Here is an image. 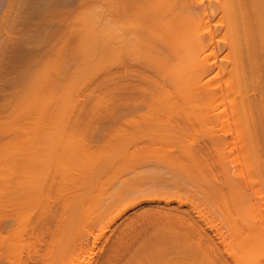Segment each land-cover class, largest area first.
<instances>
[{
    "label": "bare ground",
    "instance_id": "bare-ground-1",
    "mask_svg": "<svg viewBox=\"0 0 264 264\" xmlns=\"http://www.w3.org/2000/svg\"><path fill=\"white\" fill-rule=\"evenodd\" d=\"M43 1H44V3H46L45 6H48V5L50 6V4L47 5L48 0H43ZM204 1L205 0H118V1H115L116 5L110 4L111 2H109L108 6L106 8V11L104 13V17H103V21H102L103 23L100 26L102 28L100 35L96 34L97 32L94 34V32L96 30L98 31V29H96L94 31V29L96 28L95 26H97L96 25L97 23L94 21V19H90V16H89V15L93 16V13L87 14L85 12L88 17H86V14H84V15L82 14L84 17L81 16V18H79L83 22L85 21L83 19H85V17L87 18V21H86L87 24H86V22L84 23V25L82 24L83 22L79 23L82 26L81 28L84 29V31H83V29L80 28V26L77 27L75 25V23L78 24L77 23L78 21L70 22L71 24L74 23L75 26L73 28H77L79 30V31L76 30L78 33L81 31L80 32L81 34L79 33L77 36L78 37L83 36L82 40H80L81 46L78 45V46H80V48H78L79 51L77 52L79 54L78 59H80L82 61V65L84 66L83 68L85 69V70L80 69V68H82V66L79 67V69L77 71L79 72V70H80L81 74H83L84 71H87L85 68L86 65H84V64L88 63V62L85 63L87 61L86 58L89 57L88 54L90 53V51L94 50L93 47L96 46L97 49L98 48L101 49L103 47L102 46L103 43L101 44V47L100 46L98 47V45L101 42L98 44L97 40H99L101 38V41H105L104 42L105 48L103 47L104 52H106L107 50L108 51L112 50V47L109 45L110 42L114 41V42H117L116 44H119V53H120L119 54L120 57H118L119 58V64L118 65H119V71H120L119 76H120V81L122 80V82H123V83L121 82L122 85L120 84L121 86L119 88V91L121 93L120 94L121 96L119 97V102H120V106H121V110H122V114L120 115L121 119L119 120V121H121V125L120 124L119 125L121 127L120 130L123 133V135H127V133L130 131V130L128 131V129H130V128L132 129L135 125H136L135 127H137L139 125V124L138 125L134 124L137 121L135 118V115H137V114H138V116H136L137 118H142L144 116L141 120H143L145 118V115H146L147 116L146 118L148 119L147 121H149L148 116L152 117V115H153V121H151L152 119L150 118L151 119L150 121L153 125H154L153 122L156 123V121H157V118H156L157 115H160V117H162L158 121H160V120L162 121L163 116H165V117H164V120L162 121V123H164V121H167V122H165L167 127H164V126H166V125H164L163 126L164 128L162 129L161 126L163 124L159 125L161 130H165V128H167V135H165L166 132H165V134H163V132L160 131L161 134L156 133V135H158L156 138H152L153 134H152V136L148 135L147 138H149V137L150 138L147 141H146L147 138H144L145 141H143V138H142V140H140L139 138H136L133 140V138H134V136H133V138H130V139H132L131 142L129 141L130 143H127L125 141V144L123 146L124 149H126L125 148L126 145L127 144L130 145V146L127 145V147L130 150H132V151H129L130 154L128 152L129 149L128 150L126 149L127 153L129 154L128 155L129 157H132V155H133V157L135 156L139 159L145 158L146 160H144V161H147V162H141L140 163V164L144 163L145 166L143 164L142 165L145 168L149 167L148 166L149 164L152 165L155 161L151 160L150 157L142 156L143 153H141V152L149 151L150 154H151V152L153 154V151H155L157 148L156 151H157L158 156H159V154H163V153L165 155H167V157L164 155L162 157V159L167 158V160L164 161V164L167 167V176H165V174H163L164 171L166 172V170H165L166 167H165L164 171L163 172L161 171L162 173L158 172V174H156V172H155L154 173L155 176L154 175H153L154 177L151 176L152 178L150 177L151 172L149 174L146 173L147 176L149 175L148 177H145V175H144L145 173L135 172L136 174H133V175H135L136 178L133 179V181L132 180L128 181V179L132 178L131 177L132 174L129 175L130 176L129 178L127 177L128 178V179H126L127 182H125V181L121 182V180L119 179V182H121V183H120V185L118 184L119 186L117 185L118 190L117 191L114 190V191H116V193L114 194V198L111 200L112 202H110V206L111 205H115V207L117 206V209L114 208V210H117L116 211L117 213H115L116 215L112 216L113 219H111L110 222L115 221L114 219L121 218V216L126 211H128L129 208L135 207L138 204L145 202V201L150 202V201L155 200V199H158L160 201V199H162L161 201H163V202L166 201V203L168 204L172 201L178 200V197L177 198L175 197L176 196L175 193L178 190L180 191V189L181 190L183 189V191L186 190L185 192H187V195H188V193L190 195H193V200H192V197H191V201L188 200L190 203L187 204V206H188L187 212H185L187 209L185 211L182 210L181 212H180L181 209L180 210L177 209V211L175 209L176 213H171V211H169V210H167L168 211L167 213H163L162 215H159L161 213H158V215L161 218L167 220V223L165 220L163 222V223L167 224V227H165V226L158 227L159 225H157L155 228H153L154 227V221L152 220V218H154L153 215L148 214V215H145V216L139 218L138 221L141 220V224L142 223H143V225L145 224L146 228L152 226V228H150V230L153 231V233H151L152 231L150 232L149 229L147 228V231H149L150 234H152L153 236L152 235L149 236L150 234L147 232L149 235H147V237H145L146 239L144 238L145 240L143 239L144 241L142 240L141 243H140V241H141L140 236H143V235L140 234V232L142 230L140 232H139V230L142 228H144V230H145L146 229L145 226L143 227L141 224H140V226H138V224H137L138 221H137V223H134L135 225L132 224V222H131L132 225L136 226V227H133L132 229H131V227L128 228V225H126L127 227L125 226V228L130 229L129 231L126 229L128 231V233L132 230V232H130V234H129V235L132 234L131 235L132 237H130L129 235H128V237L133 238L129 241L128 239H130V238L126 237L125 239H127V240H125V242L129 241L128 243L131 242L130 245H132L133 248H135V250L143 251L142 253H140L142 256H138V254L136 253L137 251L134 252V253H136L134 256L135 258L131 257V255L133 256V254H129V253H128L129 255L127 254L128 255L127 257H131V258L136 259V263L140 258H142L140 260H145V259L151 258L150 261L152 260V261H154L153 263H155V260H157L156 262L159 261L158 264L160 263V260H161V263H163V264H264V252L256 254L255 252H258V251L254 250L258 246H262V245L264 246V198H263L264 194H261L262 192L260 190L264 187V185H263V187L261 188V184H262L261 182H263L264 180L259 182V180L262 177L264 178V173H263L264 168L262 166V164L264 165V160H262L263 163H262V161H260L262 159L261 155L264 154V0H206V1H208L207 6H204ZM40 2L42 3V0H40ZM65 2L66 1L63 2L65 4V6L68 5V4H66L67 2L66 3ZM77 2H79V1H77ZM84 2L85 1L82 0V2H79V4L84 3ZM6 3L7 4L5 7V11L3 12V15L0 19V38H2L4 35H5V38L9 37V36H7L8 34H10L9 33L10 28L9 27L12 28V26L14 25L13 21H15L16 18H19V16L17 17V15H16L19 0H8V2H6ZM49 3H53V2L50 1ZM20 5H22V4H20ZM111 5L114 7H112ZM38 6H39V4H38ZM70 6H71V4H70ZM70 6L67 7L68 9L65 7L67 10L66 11L67 14L70 11V9L72 8V7L69 8ZM22 7H23V5H22ZM18 8L20 9V7H18ZM51 8H53V7H50L49 9H51ZM102 8H104V7H102ZM22 9H24V7ZM22 9H20V12H21V14H19L20 18L22 17L23 12H24V11L22 12ZM53 9L55 10V8H53ZM99 10H101V9H98V11ZM57 11H59V10H57ZM20 12H18V13H20ZM115 12H116V14H114ZM54 13L55 12L51 13V15L53 16L56 14V13L55 14ZM113 15H115V17ZM47 16L45 17L46 19H48ZM49 17H50V19L52 18L51 16H49ZM55 17H56V15H55ZM65 18H68V15ZM69 18H70V15H69ZM69 18H68V20L65 19V21L64 20L63 21L64 22H66V20L69 21ZM94 18H97V16ZM21 19H24V18L22 17ZM70 19H72V18H70ZM97 19H95V20H97ZM48 20H47V22H49L50 24L52 23V21L54 23V20H52V21H48ZM22 22H23V20H22ZM45 22H46V20H45ZM99 22H100V20H99ZM67 23L68 22H66V24H65L66 26H67ZM70 23H68L69 24L68 28L65 25H63L67 28L66 31H68V32L73 30L72 29L73 24L71 25ZM43 24H45V23L43 22ZM51 25L53 26V24H51ZM51 25L47 24V27L51 26ZM98 25H99V23H98ZM41 27H43L42 24H41ZM100 27H99V29H101ZM97 28H98V26H97ZM17 30H18V28H17ZM66 31H65V34H68ZM82 31H83V33H82ZM14 32H16V30ZM14 32H12V33L14 34ZM49 32H51V31H49ZM56 32L55 31L53 32V34L55 33L54 34L55 37L53 35L51 36L52 32L50 33V35H48V36H50V38L45 36L47 39H50V40L52 39L51 42H50V40H48L50 43L46 40L48 42V44H50L48 48H47L48 44L46 45V47H44V49L47 48V50H45L47 53H45V51H43L44 49L41 50L42 48L41 47L39 48L38 47L39 45H37V47L41 50V54L39 51H38V53L40 55H44V54L47 55V58L46 57H44L45 59L40 58V60L42 59L41 63H39L37 61L38 59L36 60V59L32 58L36 63L35 65H38V67L36 66L37 68H35V69L32 67L34 70L31 69L30 73H27V71H26L27 76L28 75L29 76L24 77L22 75L25 79L26 78L27 79L24 80V78H23V81H24L23 85L21 84V87H18V89L20 88V89L26 90L27 88H30V90L28 89L29 92H27V94L23 93V92H25V91H23L16 97V99L14 98L17 102L15 104L16 107L14 106L15 111L10 114L11 117L9 120H8L9 117L6 114L8 118L5 119L6 120L5 122L3 121L2 125L0 124L1 131L11 132L12 137H13V138H10L9 140L4 141V144H0L1 145L0 146L1 147L0 148V263H3V264H5V263L10 264V262L12 261V259H11V261L9 259V257H10L9 254L11 253V249L15 247L14 245H16V244L18 245V246L16 245L18 247L17 248L18 250H19V248L22 247V246H20V244H22V239H21V243L15 244L14 242H17V239L13 240L12 237H10L11 236L9 233L10 231L7 233L5 232V230L7 229V226H10L9 223L11 222V220H9V219L12 218L11 217L12 215H13V218H16L14 216H17L16 220L18 221V224L20 225V228H21L20 232H21V230H23L21 225L24 223L22 225L24 227L25 223L30 221V219H29L25 222L24 219L26 220V219H28V217L31 218V216L25 215L26 212H24V211H25L26 207H24V211H23V209H21V207L23 208L22 205L23 204L28 205L27 202L35 199V197H37V196H38V198H41V194H42V192H44V188H45V190L48 188V186H50L49 188H51L52 186H55V183H56L54 180L55 177L53 178L50 176L51 179L53 178V180H54L53 181L49 178V176H46V175L44 176V174L46 172H48V173L50 172V169H51V167L49 166L50 164L45 166V168L50 167L49 169L48 168L45 169L46 172H44V170H43L44 164L48 160H50V157H52V155L50 154V152L52 153V151H50L49 154L47 152L48 150H51V148L49 149L47 147V145H48L47 142H49L48 146L50 147V140L49 141H47L48 139L41 140V142L46 140V142L45 141L44 142L47 145H45L43 143L45 147L42 146V147H44V150L46 151V149L48 148L46 151V154L44 155L45 151L44 150H43L44 152L42 151V147H41L42 143L40 142V139H42V138L38 137V134L40 133V131L38 130L39 128L35 126V123H36V125L41 124L43 118L45 119L48 116L51 117V115H50L51 112L49 111V109L51 108L50 106H53V105L56 106L57 105V104H54L57 101V99L64 101V102H66V100H68V99L65 100V96H64V98H62V96L58 97L57 94H55V93L53 94V90H56L55 92L57 93V91L59 89L61 91V87L62 88L72 87V85L69 84V81H68V83L66 81V83L68 85L64 84L65 82L61 83L62 86L57 85V83H58L57 78L61 77V76H58L60 74L59 69H61V66H60L61 63L58 62L59 61L58 56H56V52H58V50L60 48V47L57 48V46H59L57 43H56L57 46L55 44V41L60 39L59 34H57L58 32L57 33ZM72 32H75V30ZM72 32L70 34H72ZM98 33H99V31H98ZM21 34H18V35L21 36ZM44 34L46 35V32L43 33V35ZM47 34H48V32H47ZM62 35H61V38H62ZM14 36H16V35H14ZM23 36L24 35H22L21 37H23ZM57 36H58V38H57ZM17 37L16 38L13 37V38L17 39ZM64 39H67V38H64ZM76 39H78V38H76ZM5 41H6V39H5ZM8 41H9V38H8ZM21 41H22V39H21ZM40 41L41 40L39 39L38 43H36V44H39ZM60 41H62V40L60 39ZM64 41H66V40H64ZM93 43L94 44L96 43V45L92 46ZM78 44H80L79 41H78ZM115 46H117V45H115ZM117 48H118V46H117ZM56 49H57V51H56ZM42 51L44 54H42ZM76 51H77V49H76ZM95 51L97 53L99 50H95ZM36 52L37 51H35V53ZM104 52L101 51V53H104ZM58 53H57V55H58ZM99 53H100V51H99ZM74 56H76V55H74ZM103 56H104V54H103ZM33 57H35V55ZM37 58H39V57H37ZM92 58H95V57L93 56ZM92 58H90V59H92ZM87 59H89V58H87ZM95 59H97V58H95ZM75 60H76V58H75ZM80 60H78V61L80 62ZM33 63L34 62H32L30 64L33 65ZM39 64L41 66L40 69H39ZM61 65H63V64H61ZM76 65H78V64H76ZM92 65H93L92 67H91V65H88L89 66L88 68L91 67L93 69V67H95V66L93 63H92ZM29 67L31 68V66H29ZM29 67H27V68L30 69ZM76 68H77V66H76ZM65 70H62V73ZM82 70H83V72H82ZM89 71H90V69H89ZM58 72H59V74H57ZM72 72H76V71L72 70ZM72 72H70V73H72ZM78 72L75 73L76 76L79 74ZM84 74H85V72H84ZM210 74H212V75L208 76ZM71 75H70V77L69 76L67 77V74H66V76H65L66 79H68V80H69V78L70 79H76V78H72V76L76 77L75 75H72V76ZM78 76H80V74ZM207 76L209 78H207ZM128 77H130L129 80L132 78L131 79L132 82H129V80H128L129 83L127 82ZM21 79L22 78H20V81H21L20 83L23 82ZM61 79H62V77L59 78V82ZM63 80H64V77H63ZM72 82L74 84V80ZM145 84H146V86H144ZM143 86L145 88L148 87V89L150 87V89H152L154 91V92L152 91L153 92L152 94L150 93L148 95V96H150L149 97L150 99L146 97L147 96L146 94H147V92L149 93L150 89L147 92L144 91L146 93L145 94L143 92V90H145V88ZM127 87H129V88H127ZM131 87L133 90L131 92H128ZM137 87H141L144 89L141 90L139 88L138 90L142 91V92L140 91V93H139L137 90ZM67 88L64 90L69 91V89L67 90ZM18 89H17V91H18ZM148 89L146 88V90H148ZM134 90H137V92ZM22 93L24 95H22ZM77 93H78V91H77ZM137 93L138 94L142 93V95L144 93L145 95H144V97H142V95H140V97H139V95ZM64 94H67V93L65 92ZM145 97L147 98V100H150V102L144 101V100H146ZM141 100H142V102L144 101L143 104L144 103H145V105H147V103L150 105L152 104L153 105L152 107H154V108L151 107L152 108L151 109L149 105L147 106V109L145 108L146 110H148V107H149L148 111L142 110V108H143L142 106H145V105H142L141 106L142 108H140V107L137 108L138 102L141 103ZM59 106H61V105H59ZM48 107H50V108L48 109ZM219 107H222V108L217 112ZM11 108H13V107H11ZM130 108L132 110V112L130 111L131 114L133 113L132 116H129V114L127 113V111H129ZM70 109H72V108H70ZM139 109H141L142 111H140ZM153 109L158 110V111H155L156 121H154L155 120L154 119V111L152 113ZM9 110H7V111H9ZM136 110H137V112H139V111L140 112L137 113ZM143 111H144V113H147V112H149V113L151 112V113H150V115H149V113H147V114L143 113L144 115L143 114L141 115L140 113ZM165 111L167 113L166 114L167 117L165 115ZM160 112L161 113L164 112V113L161 114ZM216 112L218 115L216 114ZM135 113H137V114H135ZM224 113H225V115H226V113H229L231 115V117H230V120L232 121L231 124H233L234 129H236L234 131H237L239 134L241 133L242 135L241 134L240 135L243 136V142L242 141H240L241 143L239 142L241 145L239 152H242L243 156L246 155V156H244L245 158H243V159H245L244 160L245 163L249 162L252 159L257 161L256 162L257 167H256V165H254V167L258 169V171H257V169H256V171H257V174L260 175V177H261L260 179L256 180V178H255L257 175L255 173L256 171L254 172L256 174L255 177H254V175H250L252 172L249 171L247 174V175H250V176H248L249 179L243 178V175H244V177L247 176L245 174L242 175V179L239 178V177H241V175L240 176L238 175L239 176L238 180L235 178V175L239 172L240 169L236 173L233 171V169L231 170L230 166L227 167V164L225 163L226 158L229 156V153H228V156L225 155V153L227 154V152H225V150H227V151L229 150L228 147H229V144H231V142L229 141L230 143H228L227 138L224 135H221V133L217 134L218 132H216L215 129H213L214 131L211 130V132H212V133L210 132L211 137L207 135L208 137L206 140H208V141H206L204 144L202 143V145H201L200 144L201 142L195 143V146L197 148L194 146V144H193V146L187 145V143L184 142L185 140L183 139L185 137H179L178 136V135H180V134H178L179 132L184 133V136H185L186 133L188 134V131L193 130V128L196 129L195 128L196 126L193 123L194 121L200 122L201 126L205 122H206L205 125H207V123H209V122L212 123V121H214V123H215V121H216L215 119L217 118V120H218L219 118H222ZM139 115H141V117ZM70 116H68V117H70ZM52 117H53V114H52ZM128 117H130V118H128ZM147 121H146V123H147ZM161 121H160V123H161ZM38 122H40V123H38ZM129 122H130V124H129ZM137 122L139 123V120ZM191 122H192V124H194L193 125L194 127L192 126ZM202 122H204V123L202 124ZM158 123L159 122H157V124ZM214 123H212V124L214 125ZM218 123H220V120ZM25 124L27 125V127ZM66 124H64V125H66ZM131 124L133 125V127H130ZM143 124H144V122H143ZM157 124H156V126L154 125V127L157 128ZM212 124H210V125H212ZM217 124H215V125H217ZM127 125L129 128L127 127ZM144 125H143V127H144ZM213 125H212V127H215ZM159 126H158V129H160ZM230 126H232V125H230ZM28 127H29V129H28ZM135 127L132 129L133 131L135 130ZM145 127H147V126H145ZM183 127H184V129L188 128L189 130L187 129L188 131L186 130L187 131L186 132V131H184ZM189 127L192 129H190ZM40 128L43 130L42 127H40ZM150 128H151V126H150ZM30 129H31V132H29V133H34L33 135H30L28 133V130L30 131ZM58 129H60V128H58ZM144 129L146 131V128H144ZM238 129L241 131H239ZM126 131H128V132H126ZM135 131L137 132V129ZM149 132H152L151 129ZM41 133H42V131H41ZM138 133H139V131H138ZM192 134H194V132ZM7 135H9V133ZM7 135L5 134V137ZM141 135L143 136V134H141ZM2 136H4V134ZM66 136H68V135H66ZM127 136H126V138H128ZM154 137H155V135H154ZM2 138L3 137H1V140H2ZM190 138L195 139L194 137H191V136H190ZM232 138L238 139L239 136L235 137L232 135ZM232 138H231V141H235V139L232 140ZM61 139H62V137H61ZM187 139H189V138H187ZM64 141H65V139H64ZM69 141H71V140H69ZM77 142H79V141H77ZM188 143H190V141H188ZM53 144H55V143H53ZM198 144H200V146H197ZM63 146H64V144H63ZM40 147H41V151L43 153H41ZM230 147H232V145H230ZM233 147H234V145H233ZM162 148L163 149L165 148L167 150V152L159 150ZM56 150H58V149H56ZM158 150L161 153H159ZM76 151L74 150V152H76ZM168 151L171 152V153L169 152L170 153L169 157H168V154H166V153H168ZM121 152H122V150H121ZM121 152L119 153V156H120ZM145 152H144V154H145ZM123 153H124V151H123ZM116 154L118 156L117 152H116ZM116 154L114 152V154H112L113 156H111L112 158L109 155L107 157L110 158L111 161H112V159H113V161H118V159L114 157V155L116 156ZM122 154H121V156L124 157V155H122ZM138 154H141V155H138ZM146 154H147V152H146ZM230 154H231V152H230ZM89 155L86 156V154H85L84 156H82V154H80L81 158L79 157L80 159L79 158L78 159L83 160L85 156H86L85 159L90 158ZM99 155H101V154H99ZM74 156H76V155H74ZM125 156H127V155H125ZM66 157H68V156H66ZM123 157H122V159H123ZM133 157L130 160L134 159ZM159 157H161V156H159ZM248 157H249V159H247L248 160L247 161L246 158H248ZM75 158H73V160ZM108 158H107V160H108ZM154 158L156 159V156L153 157V159ZM64 159H65V157H64ZM78 159L76 160V162L77 161L79 162ZM90 159H88V160H90ZM119 159H121V157H119ZM263 159H264V157H263ZM65 160H67V158ZM65 160H63L62 165H65L64 163L68 162ZM124 160L127 161L126 159H124ZM135 160H138V159H135ZM231 161H233V160H231ZM74 162L73 163L70 162V163H72V166H73ZM108 162H106V163H108ZM250 162H252V161H250ZM68 163H67V165H68ZM83 163H84V160H83ZM91 163H93V160ZM114 163L115 162H113V164ZM117 163L119 164V162H116V164ZM125 163H127V162H125ZM128 163H130V162H128ZM78 164H80V163H78ZM100 164H102V165H100V168L102 166L103 167L105 166V165H103L104 163H100ZM113 164L110 163V166H112ZM247 164L248 163H246V165ZM121 165H123V161H122ZM125 165H127V164H125ZM125 165H123V168ZM129 165L130 164H128V167H129ZM81 166H83V164H81ZM81 166H79V167L81 168ZM89 166H91V165H89ZM114 166H115V164H114ZM158 166L159 165H157L156 167H158ZM250 166H252V165L250 164ZM92 167H94V166H92ZM128 167H126L127 170H125L123 173L121 171L122 175L127 173L126 171H128ZM130 167L132 168V165ZM254 167H253V169H255ZM69 168H71V167H69ZM96 168H98V167H96ZM112 168H113V166L110 169H112ZM135 168H137V166ZM161 168L163 170V167H161ZM92 169H94V168H92ZM102 169H105V168H102ZM138 169L140 170V168H138ZM138 169H136V170H138ZM242 169H244V168H242ZM70 170H72V169H70ZM105 170H107V168ZM108 170H107V172H108ZM136 170L134 169V171H136ZM160 170L161 169H159V171ZM51 171H52L51 173H53V169ZM89 171H90V169L88 170V172ZM99 171H97V172L95 171L96 172L95 174L97 175ZM132 171H133V169H132ZM235 171H236V169H235ZM43 172H44V174H43ZM48 173H46V174H48ZM102 174H99V177H100V175L102 177ZM127 174H125V175L127 176ZM162 174L165 178L162 176ZM239 174H240V172H239ZM55 175H56V173H55ZM125 175H123V176H125ZM142 175H144V177ZM52 176H53V174H52ZM90 176L92 177L95 175L92 174ZM97 177L95 176V178H97ZM118 177H121V176H117V178ZM125 177H121V178L124 179ZM251 177H254L255 179L254 178L250 179ZM110 178L112 180V177H110ZM116 180H118V179H116ZM250 180H256V185L259 186L260 189L257 186L254 187L255 186L254 182L250 183L251 182ZM56 181H57V179H56ZM90 181L93 182L95 185V182L92 181V179ZM100 182H102V181L100 180ZM258 183H260V185ZM58 184H60V183H58ZM58 184H56V186ZM84 184H85V182H84ZM89 184L90 183H88L87 185H89ZM98 184H99V181H98ZM250 184L254 185V186L252 185V187L254 188L255 191L250 187L251 186ZM113 185L114 184H112V186ZM97 187H99V185H97ZM49 188L47 190H49ZM58 188H59V186H58ZM87 188H89V190H92V189H90L92 187H87ZM54 189H56V188H54ZM104 189L106 192V188H104ZM249 189L251 190L250 193L248 192V191H250ZM252 190L254 192H252ZM256 190L259 192H257ZM60 191H62V189ZM101 191H102V189H101ZM151 192H153L154 194L151 195L150 194ZM180 192H182V191H180ZM255 192H256V194H258V196H259V194L261 196H259V197L256 196V198H254L253 194ZM251 193H253V194H251ZM176 194H179V193H176ZM249 194H251L253 198L250 197ZM103 196H104V194H103ZM87 198H88V196H87ZM258 198H260V199H258ZM85 200H86V198H85ZM69 202H70V200L67 202L68 207H69ZM182 204H183V202H181V205ZM32 205L35 208L34 203ZM184 205H185V203H184ZM33 206H31L32 210H33V208H32ZM72 206H73V204H72ZM118 206H121L120 210H118L119 209ZM51 209L47 210L48 211L47 216L48 217L50 216L49 219H51L53 217L52 215L53 214L55 215L54 212H56V209H54L55 211H53V210L51 211ZM165 209H168V207ZM29 210H27V212ZM114 210L112 209V211H114ZM170 210H172V209L170 208ZM19 211H21V212L23 211L24 214L19 213ZM45 211H46V209H45ZM50 211L53 213L51 214ZM102 211H103V209L101 210V213H102ZM189 211L191 213H195L196 219H194L193 217L190 216ZM28 213H31V212H28ZM56 213H58V212H56ZM45 214H46V212H45ZM48 214H50V215H48ZM23 215H24V218H23ZM57 216L58 215L56 214V219H58ZM104 216H106L105 213H104ZM59 219H61V216ZM125 219H127V218H125ZM19 221H24V222L22 223ZM123 221H121V222H123ZM132 221H134V220H132ZM96 222H98V220L95 221V223ZM107 223L109 224L108 221H107ZM126 223L129 224L130 221L126 222ZM18 224L16 223V225H18ZM28 224H30V223H28ZM108 224H106V225L108 226ZM131 224H129V226ZM19 225H18V227H19ZM27 226H25V227L27 228ZM14 227H15V220H14ZM31 227H30V231H31ZM137 227H141V228L139 229ZM34 229H35V227H34ZM133 229H136V230L139 229L137 232H139L140 236L138 234H136L137 233L136 230H135L136 233L133 234V231H134ZM10 230L12 231L13 229L10 228ZM17 230H18V228H17ZM17 230H14V231H17ZM14 231H13V235L15 234ZM127 231H126V233H127ZM32 232L34 234L35 231H33V229H32ZM38 232L39 231H37L36 233H38ZM124 232H123V234H124ZM145 232H146V230H145ZM126 233L124 234L125 236H126ZM142 233H143V231H142ZM22 234H25V233L23 232ZM33 234H30V235L33 236ZM20 235H21L20 233L19 234L16 233L14 237L16 238V236L19 237ZM124 235H122V233H121L120 236H124ZM21 236L22 237H20V238H23V239L25 238L24 237L25 235L24 236L21 235ZM34 236L37 238L38 234H34ZM135 236H138L140 238V241H139V238L136 239ZM28 237H29V235H28ZM39 238L40 237L38 236V239ZM119 238L117 240H119ZM135 239H136V244L134 241ZM147 239H149V242H154V243H152V245H148L147 243H145ZM58 240H61V238H59ZM62 241H63V238H62ZM117 242H120V241H117ZM121 242H122V238H121ZM125 242L123 241L122 244ZM24 243L27 244L26 242H24ZM12 244H13V247H12ZM126 245L128 246V244H126ZM28 246H27V248H28ZM127 246H125V247H127ZM24 247H26V246L23 245V249H24ZM122 247H123V245H122ZM130 247L131 246H129V249H130ZM133 248L131 247L132 251H133ZM141 248L144 250H142ZM17 249H16V254L19 251H21V249L19 251ZM122 249L123 248H121V251H123ZM125 249L126 248H124V250ZM60 250H62V248ZM131 250H126V251H131ZM257 250H259V249H257ZM13 251H14V249H13ZM13 251H12V253H13ZM58 251H59V249L56 252L57 256H58ZM84 252H86V251H83V253ZM90 253H91V251H90ZM121 253H123V252H121ZM19 254H17V255L20 256ZM59 254H62V253L59 252ZM45 255H47V254H45ZM112 255H113V253H112ZM112 255H111V258H112ZM124 255H126V253L123 254V257H126ZM54 256H56V255H54ZM153 256H155V257H153ZM143 257L145 259H143ZM158 257L160 260L157 259ZM153 258H154V260H153ZM13 260H14V264H15L16 258ZM20 260L21 259L19 257V261ZM59 260H60V257H59ZM19 261L17 260L18 263H20ZM54 261H57L56 258H54ZM112 261H113V259H112ZM130 261H132V260H130ZM139 262H141V261H138V263ZM142 262H144V261H142ZM147 263H149V262H147Z\"/></svg>",
    "mask_w": 264,
    "mask_h": 264
},
{
    "label": "rangeland",
    "instance_id": "rangeland-1",
    "mask_svg": "<svg viewBox=\"0 0 264 264\" xmlns=\"http://www.w3.org/2000/svg\"><path fill=\"white\" fill-rule=\"evenodd\" d=\"M21 1V2H20ZM24 1V2H23ZM50 1H52L53 3H49ZM58 1V2H57ZM64 1H66L65 3L66 4H68V5H66L65 6V4L63 3ZM69 1V2H68ZM71 1V2H70ZM77 1H79V2H82V0H48V2H47V5L48 4H50V6L48 5V6H45V4L46 3H44V1L42 0V3L40 2V0H19V3H18V6H17V11H16V15H17V17L19 16V18H16V20L15 21H13V23H14V25L12 26V28L11 27H9L10 28V30H9V33L10 34H8L7 36H9L8 38H9V41H8V38H5V35L2 37V38H0V124L2 125L3 124V121L5 122L6 120V118H8V120L10 119V114L12 113V112H14L15 111V108H14V106H15V104L17 103L16 102V97L21 93V92H23V91H25V92H23V93H25V94H27V92H29L28 91V89L30 90V88H25L26 90H24V89H18V87H21V84L23 85V83H24V81H23V78L24 77H26L27 76V73H30L31 72V69H35V68H37L38 67V65H35L36 63H35V61L33 60V59H38L37 61L39 62V63H41V60H40V58H43V59H45L44 57H46L47 58V55H45L44 53H43V51H45V50H47V48L49 47V45L50 44H48V40H50V39H47L46 37H49L50 38V36H48V35H50V33L52 32V34H51V36L53 35L54 36V34H53V32L55 31H57L56 33L57 34H59V38L62 40V41H60V39H58V40H56L55 41V44L57 43L59 46H57V44H56V46H57V48H59V50H58V52H56V56H58V62L59 63H61V64H63V65H61L60 64V66H61V69H59L60 70V74L62 73V70H65L61 75L59 74V72L57 73V74H59L58 76H61L62 77V79L60 80V82H59V78H61V77H59V78H57L58 79V83H57V85H61V83H64V84H66V85H68L67 83H68V81H69V84H71L72 85V87H69V88H67V87H64V88H62L61 87V91H60V87L58 88L59 90V92L57 91V93L55 92L56 90H53V94L55 93V94H57L58 95V97H61L62 96V98H64V96H65V100L66 99H68V100H66V102H64V101H61V100H58L57 99V101L54 103V104H57L56 106L55 105H53V106H50V107H48V109H49V111L53 114V117H52V114L50 113V115H51V117H47V118H43L42 119V123L41 124H39V125H36V123H35V126L36 127H38L39 129V131H40V135L38 134V137H40V138H42V139H40V142H41V140H43V139H48L47 141H49L50 140V147L48 146L49 145V142H47V144L45 143L46 142V140H44V141H42L41 143V147L42 146H44V144L45 145H47V147L50 149L51 148V150H48L47 151V149H46V151L48 152V154H49V152L50 151H52V153L50 152V154L52 155V157H50V160H48L45 164H44V172H46V170L45 169H47L48 167H46L45 168V166H47L48 164H50L49 166L51 167V169H50V172L48 173V172H46V173H48V174H44V172H43V174H44V176L46 175V176H49V178H50V176L51 177H55L56 179H57V181H56V179L54 178V180H55V186H52L51 188H49L50 186H48V188H49V190H45V188H44V192H42V194H41V198H38V196L37 197H35V199H33V200H31V201H28L27 202V204L29 205H22L23 206V208L21 207V209H23V211H24V207H26L25 208V211L24 212H26L25 213V215L26 216H31V218H29L28 217V219H24V221L26 222L27 220H29L30 219V221H28L27 223H25V225H24V227L25 226H27V228L25 227H23L22 225L24 224L23 222L24 221H19V222H22L21 224V227L23 228V230H21V232L23 231L25 234H22L21 232H20V225L18 224V221L16 220V218H17V216H14V217H16V218H13V215L11 216L12 218H10L9 220H11V222L9 223V225L10 226H7V229L5 230V232L7 233V232H9L10 233V237H12V239L14 240H16L17 239V242H14L12 239V241L16 244V243H21V239H22V244H20V246H22L21 248H19V250L21 249V251H19L17 248V246L16 245H14L15 247L14 248H12L11 249V253L9 254V259H10V261H11V259H12V261L10 262V264H14V260L13 259H15L16 258V260H15V264H158V262H156L157 260H155V263H153L154 261H150V259L151 258H149V259H145L144 257H143V259H145V260H140V259H142V258H140L138 261H141V262H139L138 263V261H137V263H136V259H134L135 257V254L137 253L138 254V256H142L140 253H142L143 251H140V250H135V248H133V246L132 245H130V243H128L131 239H133V238H130V237H132L131 235H129L130 234V232H132V230L128 233V231L130 230V229H128L129 227H131V229L133 228V227H136V226H134L135 224L134 223H137V221L139 220V218H141V217H143V216H145V215H153L154 216V218H152V220L154 221V227L153 228H155L157 225H159L158 227H162V226H165V227H167V220H165V219H163V218H161L159 215H162L163 213H167L168 211L167 210H169V211H171V213H176L175 212V209H176V211H177V209H181L180 210V212L182 211V210H186L185 212H187L188 211V206H187V204H189L190 202L188 201V200H190L191 201V197H192V200H193V195H190L189 193H188V195H187V192H185V191H183V189L181 190L180 189V191H182V192H180L179 190V192L177 191L176 193H179V194H176L175 193V197L177 198L178 197V200H175V201H172V202H170V203H166V201H161L162 199H160V201L158 200V199H155V200H152V201H145V202H142V203H140V204H138L137 206H135V207H132V208H129L128 209V211H126L122 216H121V218H119V219H114L115 221H112V222H110V220L111 219H113L112 218V216H114V215H116L115 213H117L116 211L117 210H114V208L115 209H117V206L115 207V205H111L110 206V202H112L111 200L114 198V194L116 193V191L118 190V186L120 185V183L122 182V181H125V182H127V180L126 179H128L130 176L129 175H131V179H128V181L130 180H132L133 181V179H135L136 177H135V175H133V174H136L135 172H141V173H145L144 175H145V177H148L147 176V174L146 173H150V177L152 176V177H154L155 176V172H156V174H158V172L159 173H162L163 171H164V169H165V167H166V165L164 164V161H166L167 160V158L165 159H162V157H163V155L164 156H166L167 157V155H165L164 153L163 154H159V156H161V157H159L158 156V154H157V148H156V150L155 151H153V154H152V152H151V154H150V152L149 151H146L147 152V154H146V152L145 151H143V152H141V153H143L144 154V152H145V154L143 155L142 154V156H145V157H150L151 158V160H153V161H157L156 163L154 162L152 165L151 164H149L148 166L149 167H144L145 166V164L144 163H142V164H140L141 162H147V161H144V160H146L145 158H137V157H133V155H132V157L134 158V159H132V160H130L132 157H129L128 155L130 154V152L129 151H132V150H130L128 147H127V145L128 146H130L129 144H127V143H130L131 142V140L132 139H130V138H133V136H134V138H133V140L134 139H136V138H139L140 140H142V138H143V141H145V139L144 138H147L148 137V135L149 136H152V134H153V136H152V138H156L158 135H156V133L157 134H159L160 133V131H162L163 132V134H165V132H166V134L165 135H167V128H165V130H161V128L163 129L164 127H167V125H166V123L165 122H167V121H164V123H162V121L164 120V117L165 116H163V119H162V121H161V123H160V121H158L159 119H161L162 117H160V115H157L156 116V118H157V121H156V118H155V111H158V110H152V113H153V111H154V121H156V123L155 122H153L154 123V125L156 126V124H157V122H159L158 124H157V128L156 127H154V125L151 123V121H153V115H152V117L150 116H148V118H149V121H147L148 119L146 118L147 116L145 115V120L147 121V123H146V121L144 120H141L142 118H137L136 116H138V114L137 113H139L140 111H142V110H144V111H148L149 110V107H148V110H146L147 109V106L149 105L150 106V108L153 106L152 104L150 105V104H148L147 103V105H145V103L143 104V102L144 101H148V102H150V100H147V98H149L150 96H148L150 93L152 94L154 91L152 90V89H150V87H149V89H150V91H149V89H148V87H146L148 90H146V88L144 87V86H146V84L143 86L144 88H145V90H143L144 88H141V87H137V90L140 88L141 90H143V92L145 91V92H147V91H149V93L147 92V98H146V100H144L143 102H142V100H141V103L140 102H138V105H137V108H142V110L141 109H139L140 111L139 112H137V110H136V112L137 113H135V114H137V115H135V118H136V120L138 121L139 120V123L136 121V123H134V124H139L137 127H135V130L137 129V132L134 130H132L134 127H133V125L131 124V126L130 127H133L132 129L130 128V129H128V131H126V132H128L127 133V135H123V133L121 132V130H120V125H121V121H119L120 119H121V114H122V110H121V106H120V102H119V97L121 96L120 94V91H119V88H120V86L122 85L121 84V82H122V80L120 81V76H119V58L118 57H120L119 56V44H116L117 42H114V41H112V42H110L109 43V45L112 47V50H110V51H106V52H104V49H103V47L105 48V44H104V42L105 41H101V38L99 39V40H97V43L99 44L100 42V44L98 45V47L100 46L101 47V44H102V48L101 49H97V47L96 46H94V45H96V43L94 44L93 43V45L92 46H94L93 48H94V50H91L90 51V53L88 54V56L89 57H87V58H89V59H87L86 58V62L85 63H87L88 65H91V67L93 66L92 65V63L94 64V66L95 67H93V69L90 67V68H88L89 66L87 65V64H84V65H86V70L87 71H84L85 72V74H84V72H83V70H82V72H83V74H81L80 73V70H79V72L77 71L78 69H79V67H81L82 66V68H80V69H84L83 67V65H82V61L80 60V59H78L79 58V54L77 53L79 50H78V48H80V46H81V41L80 40H82V37L80 38V37H78L77 35L81 32H77L76 30H78L77 28H73L75 25L77 26V27H79L80 26V28L82 27L79 23H81V22H83L82 20H80L79 18H81V16L82 17H84L83 15L84 14H88V13H90V14H92L93 13V16H91V15H89L90 16V19H94V21L97 23L96 25L98 26V28H97V26H95L96 28L94 29V31L96 30V29H98V31H99V33H98V31L96 30L95 32H94V34L96 33V34H99L100 35V32L102 31V28L100 27L101 25H102V21H103V17H104V13H105V11H106V8H107V6H108V3L109 2H111L110 4H113V5H116V3H115V1H118V0H83V1H85L84 3H80L79 4V2H77ZM206 1V0H205ZM204 1V6H207L208 5V1H206L205 2ZM6 2H8V0H0V19H1V17H2V15H3V12L5 11V7H6ZM46 2V1H45ZM113 2V3H112ZM207 3V4H206ZM20 4H22L23 5V7H24V9H22L23 7H22V5H20ZM38 4H39V6H38ZM70 4H71V6H70ZM25 5V6H24ZM59 5V6H58ZM67 8L68 6H70L69 8H71L70 9V13L68 12V14H67V10H66V8L64 7V6ZM82 5V6H81ZM43 6V7H42ZM55 6V7H54ZM57 6V7H56ZM112 6V5H111ZM18 7H20V9H22V12H23V15H22V17L24 18V19H21L20 18V15L19 14H21V12H20V9L18 8ZM50 7H53V8H55V10L53 9V8H51V9H49ZM102 7H104V8H102ZM112 7H114V6H112ZM60 8V9H59ZM64 8V9H63ZM4 9V10H3ZM68 9V8H67ZM98 9H101V10H99L98 11ZM57 10H59V11H57ZM18 12H20V13H18ZM53 12H55L54 14L56 15V17H55V15H51V13H53ZM66 12V13H65ZM86 12V13H85ZM62 13V14H61ZM79 13V14H78ZM68 15V18H69V15H70V18H72V19H70L69 18V21H67L68 20V18H65V17H67V15ZM83 14V15H82ZM87 14H86V17H88L87 16ZM95 14V15H94ZM114 14H116V12L114 13ZM48 15V16H47ZM65 17H64V16ZM47 16V18L49 19H46L45 17ZM49 16H51L52 18L50 19V17ZM72 16V17H71ZM97 16V18H94V17H96ZM114 17H115V15H113ZM85 17V19H83V20H85L82 24L84 25V23L87 21V18ZM93 17V18H92ZM63 18V19H62ZM65 19H67L66 20V22H68V23H70V22H74V21H78L77 23L78 24H76L75 23V25H74V23H70L71 25H72V29L73 30H71V31H66L67 30V28H68V23H67V26L65 25L66 24V22H64L65 21ZM95 19H97V20H95ZM22 20H23V22H22ZM44 20V21H43ZM45 20H46V22H45ZM47 20L48 21H52V20H54V23H53V21H52V23L51 24H53V26L49 23V22H47ZM64 20V21H63ZM72 20V21H71ZM99 20H100V22H99ZM45 23V24H43V22ZM19 23V24H18ZM98 23H99V25H98ZM41 24H42V26L43 27H41ZM47 24H49V25H51V26H48L47 27ZM86 24H87V22H86ZM16 25V26H15ZM63 25H65V26H63ZM21 26V27H20ZM38 26V27H37ZM84 27V26H83ZM99 27L101 28V29H99ZM17 28H18V30H17ZM44 28V29H43ZM12 29V30H11ZM16 30V32H14L15 30ZM43 29V30H42ZM81 29H83V28H81ZM54 30V31H53ZM75 30V32H72V31H74ZM14 32V34L12 33V32ZM49 31H51V32H49ZM62 31V32H61ZM65 31L68 33V34H65ZM79 31V30H78ZM83 31H84V29H83ZM83 31H82V33H83ZM46 32V35L44 34L43 35V33H45ZM47 32H48V34H47ZM72 32V34H70ZM77 32V33H76ZM16 33V34H15ZM22 33V34H21ZM64 33V34H63ZM18 34H21V36L22 35H24L23 37H21V36H19ZM56 34V35H57ZM63 34V35H62ZM81 34V33H80ZM14 37V38H16L17 36V39H14L12 36ZM14 35H16V36H14ZM61 35H62V38L64 39V38H67V39H64V40H66V41H64L62 38H61ZM71 35V36H70ZM6 36V37H7ZM44 36V37H43ZM46 36V37H45ZM64 36V37H63ZM77 36V37H76ZM55 37V36H54ZM22 39V41H21V39ZM42 38V39H41ZM57 38H58V36H57ZM76 38H78V39H76ZM5 39H6V41H5ZM39 39L41 40L40 41V43L39 44H36V43H38V41H39ZM56 39V38H55ZM12 40V41H11ZM37 42H36V41ZM43 40V41H42ZM48 42H47V41ZM52 40V39H51ZM51 40H50V42H51ZM47 43H46V42ZM68 41V42H67ZM78 41H79V43L80 44H78ZM11 42V43H10ZM45 42V43H44ZM49 42V43H50ZM62 42V43H61ZM115 43V44H114ZM48 44V45H47ZM37 45H39L38 47L40 48H42L41 50H43L44 49V47H46V45H47V48L46 49H44L43 51H42V54H44V55H40L41 54V50L37 47ZM78 45H80V46H78ZM115 45H117L118 46V48H117V46H115ZM77 46V47H76ZM91 46V47H92ZM35 47V48H34ZM77 49V51H76V49ZM92 48V49H93ZM39 49V50H38ZM62 51H61V50ZM95 50H99L100 51V53H101V51H103L104 53H99V51L96 53V51ZM35 51H37L36 53H35ZM38 51L40 52V54L38 53ZM56 51H57V49H56ZM74 51V52H73ZM61 52V53H60ZM72 52V53H71ZM108 52V53H107ZM111 52V53H110ZM45 53H47L46 51H45ZM57 53H58V55H57ZM77 53V54H76ZM37 54V55H36ZM103 54H104V56H103ZM35 55V57H33ZM64 55V56H63ZM74 55H76V56H74ZM39 57V58H37V57ZM78 56V57H77ZM91 56V57H90ZM95 57V58H97V59H95V58H92V57ZM104 57V58H103ZM33 58V59H32ZM75 58H76V60H75ZM90 58H92V59H90ZM63 59V60H62ZM73 59V60H72ZM94 59V60H93ZM31 60V61H30ZM78 60H80V62L78 61ZM67 61V62H66ZM92 61V62H91ZM32 62H34L33 63V65H31L30 63H32ZM75 62V63H74ZM84 63V62H83ZM71 64V65H70ZM76 64H78V65H76ZM35 65V66H34ZM42 65V64H41ZM80 65V66H79ZM29 66H31V68L29 67ZM37 66V67H36ZM76 66H77V68H76ZM107 66V67H106ZM27 67H29L30 69H28ZM33 67V68H32ZM41 68V66H40V64H39V69ZM98 68V69H97ZM101 68V69H100ZM33 69V70H34ZM89 69H90V71H89ZM92 69V70H91ZM105 69V70H104ZM30 70V71H29ZM38 70V69H37ZM72 70L74 71H76V72H78L79 74H80V76H76L75 75V73L76 72H72ZM85 70V69H84ZM26 71H27V73H26ZM68 72V73H67ZM70 72H72V73H70ZM117 72V73H116ZM24 73V74H23ZM66 74H67V77L69 76L70 77V75L72 74V75H75L76 77H74V76H72V78H76V79H70L69 78V80L68 79H66ZM70 74V75H69ZM88 74V75H87ZM107 74V75H106ZM24 77H23V76ZM82 75V76H81ZM91 75V76H90ZM212 74H210V75H208V76H211ZM29 76V75H28ZM27 76V77H28ZM57 76V77H58ZM207 76V78H209ZM63 77H64V80H63ZM20 78H22L21 80L23 81L22 83H20L21 81H20ZM129 78L130 77H128L127 78V82H128V80H129ZM27 79V78H26ZM25 78H24V80H26ZM122 79V78H121ZM132 79V78H131ZM130 79V80H131ZM74 80V84H73V81ZM129 80V82H132V80L130 81ZM66 81H67V83H66ZM72 83H71V82ZM76 81V82H75ZM128 82V83H129ZM20 85H19V84ZM109 83V84H108ZM123 83V82H122ZM63 84V85H64ZM121 84V85H120ZM77 85V86H76ZM140 85V84H139ZM62 86V85H61ZM74 86V87H73ZM76 87V88H75ZM84 87V88H83ZM108 87V88H107ZM23 88V87H22ZM52 88V87H51ZM67 88V90L69 89V91H66V90H64V89H66ZM127 88H129V87H127ZM136 88V87H135ZM152 88V87H151ZM17 89H18V91H17ZM63 89V90H62ZM121 90V89H120ZM133 89H132V87L130 88V90L128 91V92H131ZM137 90H134V91H136L137 92ZM141 90H138V92L140 93V91ZM17 91V92H16ZM44 91V90H43ZM67 93V94H64L65 92ZM77 91H78V93H77ZM153 91V92H152ZM64 92V93H63ZM142 92V91H141ZM22 93V95H24ZM119 93V94H118ZM143 93V95H142V93L141 94H138L139 95V97H140V95H142V97H144V94ZM63 94V95H62ZM77 94V95H76ZM131 94V93H130ZM67 95V96H66ZM100 95V96H99ZM118 95V96H117ZM79 96V97H78ZM15 98V99H14ZM14 99V100H13ZM150 99V98H149ZM63 100V99H62ZM99 100V101H98ZM72 101V102H71ZM63 102V103H62ZM76 102V103H75ZM62 103V104H61ZM61 105V106H59V105ZM94 105V106H93ZM142 105H145V106H142ZM71 106V107H70ZM91 106V107H90ZM142 106V107H141ZM9 107V108H8ZM11 107H13V108H11ZM16 107V106H15ZM59 107V108H58ZM53 108V109H52ZM69 108V109H68ZM70 108H72V109H70ZM146 108V109H145ZM152 108H154V107H152ZM151 108V109H152ZM157 108V107H156ZM222 107H219L218 108V110H217V112L221 109ZM10 109V110H9ZM67 109V110H66ZM7 110H9V111H7ZM11 111V112H10ZM70 111V112H69ZM132 112V110H131V108H130V110L129 111H127V113L129 114V116H132V114H131V112ZM144 111L143 112H141L140 114L142 115L143 113H144ZM151 111V110H150ZM160 111V110H159ZM167 111V110H166ZM166 111H165V115L167 114L166 113ZM66 112V113H65ZM217 112H216V114H217ZM9 113V114H8ZM62 113V114H61ZM79 113V114H78ZM147 113H149V112H147ZM147 113H144V114H147ZM151 113V112H150ZM150 113H149V115H150ZM158 113V112H157ZM156 113V114H157ZM161 113V112H160ZM159 113V114H160ZM162 113H164V112H162ZM161 113V114H162ZM8 115V117H7V115ZM143 114V115H144ZM5 115V116H4ZM70 116V117H68V116ZM73 115V116H72ZM141 115H139L140 117H141ZM218 115V114H217ZM222 115V114H221ZM229 115V116H228ZM160 118H159V117ZM5 117V118H4ZM59 117V118H58ZM61 117V118H60ZM166 117H167V115H166ZM230 117H231V115L229 114V113H226V115H225V113H224V115L222 116V118H219L218 120H217V118L215 119L216 121H215V123H214V121H212V123H214V125L212 124V123H207V125H205L206 124V122L204 123V122H202V126H201V123L200 122H198V121H194L193 123L195 124V128L196 129H194L193 128V130H191V131H188L186 128L184 129V127H183V129H184V131H188V134L186 133V135L184 136V133H182V132H179L178 134H180V135H178L179 137H185V138H183L185 141L184 142H186L187 143V145H192L193 146V144H194V146H195V143H200L201 145H202V143L204 144L206 141H208V140H206L207 139V137L208 136H210L211 135V130L212 131H214L213 129H215L216 130V132H218L217 134H219V133H221V135H224L226 138H227V141H228V143H230L231 142V144H229V147H228V149L230 150H225V152H227V154L225 153V155H227L228 156V153H229V158L227 159L226 158V160H225V163L227 164V167L228 166H230V168H231V170L233 169V171L234 172H238V170H239V172H240V174H239V172L235 175V178L238 180V177L241 175V177H239L240 179H242V175L243 174H245V175H247L248 174V172L250 171V172H252L250 175H254V177H255V175L257 174V171H258V169L257 168H255L254 167V165H256V167H257V161H255L254 159H252V160H250V161H252V162H246V163H248L247 165H246V163H245V159H243V158H245L244 156H246V155H244L243 156V153L242 152H239V149H240V141H242L243 142V136H241L237 131H234V130H236V129H234V126H233V124H231L232 123V121L230 120ZM2 118V119H1ZM4 118V119H3ZM128 118H130V117H128ZM151 118V119H150ZM228 118V119H227ZM166 119V118H165ZM222 119V120H221ZM7 120V121H8ZM52 120V121H51ZM167 120V119H166ZM219 120H220V123H218L219 122ZM223 121V122H222ZM226 123H225V122ZM228 121V122H227ZM231 121V122H230ZM41 122V121H40ZM40 122H38V123H40ZM63 122V123H62ZM143 122H144V124H143ZM196 122V123H195ZM68 125H67V124ZM149 123V124H148ZM151 123V124H150ZM218 123V124H217ZM228 123V124H227ZM51 124V125H50ZM64 124H66V125H64ZM120 124V125H119ZM129 124H130V122H129ZM128 124V125H129ZM142 124V125H141ZM163 124V125H162ZM191 124H192V122H191ZM194 124H192V126L194 125ZM210 124H212L213 126H215V127H212V125H210ZM215 124H217V125H215ZM26 125V124H25ZM30 125V124H29ZM28 125V126H29ZM57 125V126H56ZM123 125V124H122ZM128 125H127V127H128ZM143 125H144V127H143ZM151 126V128H150V126ZM159 125H162L161 126V128H160V126ZM164 125H166V126H164ZM230 125H232V126H230ZM65 126V127H64ZM143 128H142V127ZM145 126H147V127H145ZM158 126H159V128L160 129H158ZM164 126V127H163ZM211 126V127H210ZM1 127V126H0ZM26 127H27V125H26ZM30 127V126H29ZM29 127H28V129H29ZM40 127H42L43 128V130L40 128ZM141 127V128H140ZM153 127V128H152ZM194 127V126H193ZM58 128H60V129H58ZM129 128V127H128ZM139 128V129H138ZM144 128H146V131H145V129ZM148 128V129H147ZM190 128V127H189ZM211 128V129H210ZM48 129V130H47ZM141 129V130H140ZM143 129V130H142ZM150 129H151V131L152 132H149L150 131ZM155 129V130H154ZM158 129V130H157ZM190 129H192V128H190ZM154 130V131H153ZM239 130V129H238ZM41 131H42V133H41ZM64 131V132H63ZM138 131H139V133H138ZM146 133H145V132ZM159 131V132H158ZM239 131H241V130H239ZM3 131H1V129H0V133L3 135L4 134V136H2L1 134H0V140H1V137H3L2 138V140L0 141V144H4V141H6V140H9L10 138H13L12 137V133L11 132H3ZM29 132H31V129H30V131L28 130V133ZM134 132V133H133ZM194 132V134H192ZM211 132V133H210ZM9 133V135H7ZM58 133V134H57ZM62 133V134H61ZM121 133V134H120ZM130 133V134H129ZM210 133V134H209ZM5 134L7 135L6 137H5ZM30 135H33L34 133H29ZM47 134V135H46ZM50 134V135H49ZM61 134V135H60ZM111 134V135H110ZM134 134V135H133ZM138 134V135H137ZM141 134H143V136L141 135ZM161 134V133H160ZM66 135H68V136H66ZM75 135V136H74ZM80 135V136H79ZM154 135H155V137H154ZM191 137H194L195 139H191L190 138V136ZM208 135V136H207ZM232 135L233 136H235V137H237V136H239V138L237 139V138H232ZM42 136V137H41ZM48 136V137H47ZM72 136V137H71ZM126 136L128 137V138H126ZM132 136V137H131ZM5 137V138H4ZM52 137V138H51ZM61 137H62V139H61ZM197 137V138H196ZM205 137V138H204ZM211 137V136H210ZM51 138V139H50ZM67 138V139H66ZM150 138V137H149ZM149 138H147L146 139V141L149 139ZM187 138H189V139H187ZM231 138H232V140L233 139H235V141H231ZM4 139V140H3ZM58 139V140H57ZM64 139H65V141H64ZM84 139V140H83ZM123 139V140H122ZM129 139V140H128ZM205 139V140H204ZM237 139V140H236ZM60 140V141H59ZM69 140H71V141H69ZM204 140V141H203ZM64 141V142H63ZM77 141H79V142H77ZM125 141L127 142L126 144V149L128 150V152H129V154L127 153V150L126 149H124V144H125ZM130 141V142H129ZM188 141H190V143H188ZM193 141V142H192ZM196 141V142H195ZM199 141V142H198ZM230 141V142H229ZM3 142V143H2ZM234 142V143H233ZM240 142V143H239ZM44 143V144H43ZM53 143H55V144H53ZM237 143V144H236ZM239 143V144H238ZM63 144H64V146H63ZM69 144V145H68ZM120 144V145H119ZM200 144H198L197 146H200ZM40 145V144H39ZM62 145V146H61ZM73 145V146H72ZM230 145H232V147H230ZM233 145H234V147H233ZM237 145V146H236ZM1 146V145H0ZM52 146V147H51ZM57 146V147H56ZM68 146V147H67ZM72 146V147H71ZM78 146V147H77ZM112 146V147H111ZM191 146V147H192ZM239 146V147H238ZM41 147H40V151H41ZM45 147V146H44ZM44 147H42V151L44 150ZM60 147V148H59ZM67 147V148H66ZM196 147V146H195ZM237 147V148H236ZM1 148V147H0ZM73 148V149H72ZM79 148V149H78ZM114 148V149H113ZM194 148V147H193ZM197 148V147H196ZM233 148V149H232ZM54 149V150H53ZM56 149H58V150H56ZM165 149V148H164ZM163 148L162 149H159V150H161V151H164V152H167V150L165 149L164 150ZM195 149V148H194ZM69 150V151H68ZM74 150L76 151V152H74ZM121 150H122V152H121ZM126 150V151H125ZM159 150H158V152H159ZM41 151V153H43ZM46 151H45V153H44V155L46 154ZM89 151V152H88ZM96 151V152H95ZM121 152V154L123 153V151H124V153L122 154V155H124V157L123 156H121V154H120V156H119V153ZM241 151V150H240ZM80 152V153H79ZM87 152V153H86ZM114 152H115V154H116V152L118 153V156H117V154H116V156L114 155V157L115 158H117L118 159V161H113V159H112V161L113 162H115L114 164H115V166H114V164H113V162L110 160V158H108L107 156L109 155L110 157L111 156H113L112 154H114ZM127 154H126V153ZM149 152V153H148ZM170 151H168V153H166V154H168V157H169V154L171 153H169ZM230 152H231V154H230ZM63 153V154H62ZM78 153V154H77ZM159 153H161V152H159ZM68 154V155H67ZM80 154H82V156H84L85 154H86V156H88L89 154V157L91 158H86L85 159V157H84V163H83V160L81 159V160H79L80 158H81V156H80ZM84 154V155H83ZM99 154H101V155H99ZM157 154V155H156ZM72 155V156H71ZM74 155H76V156H74ZM104 155V156H103ZM125 155H127V156H125ZM138 155H141V154H138ZM150 155V156H149ZM243 157H242V156ZM66 156H68V157H66ZM70 156V157H69ZM74 156V157H73ZM78 156V157H77ZM156 156V159L154 160L153 159V157H155ZM262 156V159L260 160V161H262V160H264L263 159V157H264V154H262L261 155ZM62 157V158H61ZM64 157H65V159L67 158V160H65L64 159ZM79 158L78 160H79V162L77 161L76 162V158L73 160V158ZM98 157V158H97ZM119 157H121V159H119ZM122 157H123V159H122ZM129 159H128V158ZM158 157V158H157ZM70 158V159H69ZM107 158H108V160H107ZM112 158V157H111ZM161 158V159H160ZM261 158V157H260ZM65 160V161H68L67 163H68V165H67V163H64L65 165H62L63 164V160ZM72 159V160H71ZM88 159H90V160H88ZM116 159V160H117ZM124 159H126L127 161H125ZM135 159H138V160H135ZM247 159H249V157L248 158H246V160ZM60 160V161H59ZM62 160V161H61ZM71 160V161H70ZM92 160H93V163H91L92 162ZM107 160V161H106ZM120 160V161H119ZM129 160V161H128ZM231 160H233V161H231ZM254 160V161H253ZM64 161V162H65ZM75 161V162H74ZM82 163H81V162ZM90 161V162H89ZM109 161V162H108ZM122 161H123V165H125V164H127V165H125L124 166V168H123V165H121L122 164ZM134 161V162H133ZM136 161V162H135ZM248 161V160H247ZM49 162V163H48ZM70 162H74V164H73V166H72V163H70ZM86 162V163H85ZM106 162H108V163H106ZM116 162H119V164L117 163L116 164ZM125 162H127V163H125ZM128 162H130V163H128ZM78 163H80V164H78ZM100 163H104L103 165H105L104 167L102 166L101 168H100V165H102V164H100ZM110 163L111 164H113L112 166H113V168L112 169H110L112 166H110ZM262 163H263V161H262ZM81 164H83V166H81ZM128 164H130L129 165V167H128ZM134 164V165H133ZM250 164L252 165V166H250ZM71 165V166H70ZM89 165H91V166H89ZM98 165V166H97ZM109 165V166H108ZM132 165V168L130 167ZM142 165V166H141ZM151 165V166H150ZM157 165H161L160 167L158 166V167H156ZM79 166H81V168L79 167ZM92 166H94V167H92ZM98 167V168H96V167ZM121 166V167H120ZM137 166V168H135ZM139 166V167H138ZM156 168H155V167ZM243 166V167H242ZM262 166H263V168H264V165L262 164ZM43 167V166H42ZM49 167V168H50ZM69 167H71V168H69ZM90 167V168H89ZM94 168V169H92V168ZM119 167V168H118ZM126 167H128V171H126L127 173H125V174H127V176L125 175V174H123V175H125V176H123L122 175V173L125 171V170H127V168ZM161 167H163V170H162V168ZM253 167L255 168V169H253ZM48 168V169H49ZM88 168V169H87ZM100 168V169H99ZM102 168H107V170H108V172H107V170H105V169H102ZM116 170H115V169ZM118 168V169H117ZM124 170H123V169ZM126 168V169H125ZM131 168V169H130ZM138 168H140V170L138 169ZM145 168V169H144ZM151 170H150V169ZM242 168H244V169H242ZM251 168V169H250ZM53 169V173H51L52 170ZM68 169V170H67ZM70 169H72V170H70ZM90 169V171L88 172V170ZM97 169V170H96ZM100 171H99V170ZM102 169V170H101ZM120 169V170H119ZM132 169H133V171H132ZM134 169L136 170V169H138V170H136V171H134ZM157 169V170H156ZM159 169H161L160 171H159ZM235 169H236V171H235ZM256 169H257V171H256ZM55 170V171H54ZM97 172V171H99L98 172V174L96 175L95 173V171ZM166 172L164 171V173L163 174H165V176H167V167H166ZM93 171V172H92ZM105 171V172H104ZM112 171V172H111ZM118 171V172H117ZM121 171H122V173H121ZM162 171V172H161ZM232 171V172H233ZM247 171V172H246ZM256 171V172H255ZM103 174H102V173ZM131 172V173H130ZM133 172V173H132ZM245 172V173H244ZM256 174H255V173ZM262 172V171H261ZM51 173V174H50ZM55 173H56V175H55ZM95 175L96 177L98 176L99 177V174H102V177H101V175H100V177L98 178H95V176H90V175ZM105 173V174H104ZM118 173V174H117ZM153 173V174H152ZM259 173V172H258ZM264 173V172H263ZM52 174H53V176H52ZM152 174V175H151ZM163 174H162V176H163ZM121 176V177H125L124 179H122L121 177H118L117 178V176ZM144 175H142L143 177H144ZM154 175V176H153ZM239 175V176H238ZM250 175H247V176H245L244 177V175H243V178H248L249 179V177L248 176H250ZM258 175V174H257ZM256 175V180H258V179H260L261 177H260V175H258L257 176ZM114 176V177H113ZM134 176V177H133ZM141 176V177H142ZM263 176V175H262ZM62 177V178H61ZM83 177V178H82ZM110 177H112V180H111V178ZM128 177V178H127ZM149 177V178H150ZM151 177V178H152ZM164 177V176H163ZM254 177H251L250 179H253ZM53 178L51 179V180H53ZM92 179V181H94L95 182V185H94V183L93 182H91L90 180ZM110 178V179H109ZM165 178V177H164ZM254 178V179H255ZM88 179V180H87ZM106 179V180H105ZM116 179H118V180H116ZM119 179L121 180V182H119ZM239 179V180H240ZM53 180V181H54ZM100 180L104 183H102V182H100ZM104 180V181H103ZM116 180V181H115ZM256 180H250L251 182L250 183H253L254 182V184H255V186L253 185V184H250L251 186V188L254 190V188L252 187V185L254 186V187H256L257 185H256ZM264 180V178L262 177L260 180H259V182H261V181H263ZM60 181V182H59ZM88 181V182H87ZM98 181H99V184H98ZM110 181V182H109ZM60 183V184H58V183ZM84 182H85V184H84ZM87 182V183H86ZM108 182V183H107ZM117 182V183H116ZM86 186L88 183H90L89 185H87L86 187L83 185V184ZM116 183V184H115ZM262 184H261V188L263 187V185H264V181L263 182H261ZM56 184H58L57 186H56ZM93 184V185H92ZM112 184H114L113 186H112ZM119 184V185H118ZM259 185H260V183H258ZM54 185V184H53ZM61 185V186H60ZM82 187H81V186ZM91 185V186H90ZM97 185H99V187H97ZM102 185V186H101ZM118 185V186H117ZM58 186H59V188H58ZM63 186V187H62ZM84 186V187H83ZM101 186V187H100ZM108 186V187H107ZM111 188H110V187ZM62 187V188H61ZM87 187H92V188H90V189H92V190H89V188H87ZM259 189H260V187L259 186H257ZM54 188H56V189H54ZM62 189V191H60L61 189ZM99 188V189H98ZM102 189V191H101V189ZM104 188H106V192H105V189ZM250 188V189H251ZM98 189V190H97ZM249 189V190H250ZM258 189V190H259ZM59 190V191H58ZM64 190V191H63ZM114 190H116V191H114ZM252 190V192H254ZM261 190V194H264V187L262 188V189H260ZM259 190V191H260ZM257 191V190H256ZM259 191H257V192H259ZM100 192V193H99ZM249 193L251 192V190L250 191H248ZM86 193V194H85ZM103 194H104V196H103ZM110 194V195H109ZM151 195H153L154 193L153 192H151L150 193ZM174 194V193H173ZM251 194H253V193H251ZM251 194H249L250 195V197H252V195ZM255 194V195H254ZM253 194V196H254V198H256V196L257 197H259V196H261L260 194H259V196H258V194H256V192ZM87 196H88V198H87ZM90 196V197H89ZM108 196V197H107ZM187 197V198H186ZM85 198H86V200H85ZM166 198V197H165ZM189 198V199H188ZM253 198V197H252ZM264 198V197H263ZM84 199V200H83ZM90 199V200H89ZM102 199V200H101ZM180 199V200H179ZM258 199H260V198H258ZM70 200V202H69V207H68V205H67V202ZM183 200V201H182ZM180 201V202H179ZM34 203V205H35V208H34V206L32 205L33 203ZM47 202V203H46ZM99 202V203H98ZM104 202V203H103ZM181 202H183V204L181 205ZM188 202V203H187ZM71 203V204H70ZM92 203V204H91ZM165 203V204H164ZM180 203V204H179ZM184 203H185V205H184ZM72 204H73V206H72ZM84 204V205H83ZM89 204V205H88ZM33 206L32 208H33V210L31 209V206ZM37 206V207H36ZM113 206V207H112ZM168 207V209H165V208H167ZM181 208H180V207ZM52 209H51V208ZM111 207V208H110ZM120 207L121 206H118V210H120ZM161 207V208H160ZM177 207V208H176ZM179 207V208H178ZM51 209V211L53 210V211H55L54 209H56V212H58V213H56V212H54L55 213V215L53 214L51 217V219H49L50 218V216L48 217L47 216V213H48V211L47 210H49V209ZM71 210H70V209ZM158 208V209H157ZM170 208L172 209V210H170ZM20 209V210H21ZM30 209V210H29ZM45 209H46V211H45ZM103 209V211H102V213H101V210ZM111 209V210H110ZM112 209L114 210V211H112ZM27 210H29L28 212H31V213H28L27 212ZM86 210V211H85ZM162 212H161V211ZM178 210V211H179ZM21 212V211H19V213H23L24 214V212ZM50 211V212H51ZM93 211V212H92ZM106 211V212H105ZM159 211V212H158ZM173 211V212H172ZM45 212H46V214H45ZM85 212V213H84ZM179 212V213H180ZM15 213V212H14ZM17 213V212H16ZM53 212H51V214H52ZM104 213H105V215L106 216H104ZM158 213H161V214H159L158 215ZM178 213V212H177ZM189 213H190V216L191 217H193L194 219H196V215H195V213H191L190 211H189ZM42 214V215H41ZM56 214L59 216H61V219H59L60 218V216L58 217L57 216V218L58 219H56ZM84 214V215H83ZM193 214V215H192ZM16 215V214H15ZM22 215V214H21ZM48 215H50V214H48ZM140 216V217H139ZM22 217V216H21ZM64 217V218H63ZM105 217V218H104ZM23 218H24V215H23ZM125 218H127V219H125ZM102 219V220H101ZM121 219V220H120ZM14 220H15V227H14ZM43 220V221H42ZM59 220V221H58ZM98 220V222H96L95 223V221H97ZM106 220V221H105ZM124 220V221H123ZM132 220H134V221H132ZM164 220L166 221V223H163L164 222ZM100 221V222H99ZM107 221L109 222V224L107 223ZM121 221H123V222H121ZM130 221V223L129 224H131V222H132V224H134V225H130L129 226V224L128 223H126V222H129ZM140 222V223H139ZM16 223L19 225V227H18V225H16ZM28 223H30V224H28ZM43 223V224H42ZM45 223V224H44ZM13 224V225H12ZM33 224V225H32ZM93 224V225H92ZM106 224H108V226L106 225ZM138 226H140V224H141V220L140 221H138ZM136 224V225H137ZM164 224V225H163ZM166 224V225H165ZM33 227H31V226ZM63 225V226H62ZM110 225V226H109ZM126 225H128V228H125V226ZM143 227L145 226V228H146V225L144 224L143 225V223L141 224ZM17 226V227H16ZM141 226V227H142ZM30 227H31V231H30ZM34 227H35V229H34ZM69 227V228H68ZM127 227V226H126ZM141 227H137V228H141ZM10 228L11 229H13L12 231L10 230ZM15 228V229H14ZM17 228H18V230H17ZM41 228V229H40ZM123 228V229H122ZM136 228V229H137ZM148 229H149V231L151 232L152 230H150V228H152V226L151 227H147ZM147 228L145 229L146 230V232H145V230H144V228H142V229H138L139 230V232L142 230L143 231V233L146 235H144L143 233H142V231L140 232V234H142L143 236H140L139 235V232H137L138 230H136V229H133L134 231H133V234H135L136 232V234H138L139 236H140V238H141V241H140V238L138 237V236H135L136 237V239H138L139 238V241H140V243L142 242V240L145 238V237H147V235H149L150 234V232L149 231H147ZM9 229V230H8ZM26 229V230H25ZM32 229H33V231H35L34 232V234H38V236L40 237L39 239H38V236H37V238L34 236V234H33V232H32ZM128 231H127V230ZM14 230H17V231H14ZM135 230H136V232H135ZM13 231L15 232V234L16 233H20L21 235H25L24 237V239L23 238H20V237H22L21 235L19 236V237H17L16 236V238L14 237L15 236V234L13 235ZM26 231V232H25ZM37 231H39L38 233H36ZM43 231V232H42ZM124 232V234L126 233V231H127V233H126V236L123 234V232ZM32 232V233H31ZM149 234H148V233ZM28 233V234H27ZM121 233H122V235H124V236H120L121 235ZM151 233H153V231L151 232ZM30 234H33V236L32 235H30ZM40 234V235H39ZM13 235V236H12ZM28 235H29V237H28ZM128 235L130 236V237H128ZM152 234H150L149 236H151ZM31 236V237H30ZM148 236V237H149ZM153 236V235H152ZM120 237V238H119ZM130 238V239H128L129 241L126 243L125 242V240H127V239H125V238ZM35 238V239H34ZM59 238H61V240H58ZM62 238H63V241H62ZM119 238V240H117ZM121 238H122V242L124 241L125 243H123L122 244V242H121ZM136 239L134 240L135 241V244H136ZM146 239V238H145ZM144 239V240H145ZM38 240V241H37ZM40 240V241H39ZM97 240V241H96ZM143 240V241H144ZM59 241V242H58ZM62 241V242H61ZM117 241H120V242H117ZM148 241V242H147ZM12 242V243H13ZM24 242H26L27 244H25ZM57 242V243H56ZM61 242V243H60ZM94 242V243H93ZM138 242V241H137ZM24 243V244H23ZM60 243V244H59ZM93 243V244H92ZM145 243H147L148 245H152V243H154V242H149V239H147L146 240V242ZM56 244V245H55ZM62 244V245H61ZM125 244V245H124ZM126 244H128V246L126 245ZM23 245L24 246H26V247H24V249H23ZM29 245V246H28ZM122 245H123V247H122ZM19 246V247H20ZM27 246H28V248H27ZM55 246V247H54ZM125 246H127V247H125ZM129 246H131L132 248H133V251L131 250V247H130V249H129ZM12 247H13V244H12ZM19 251H17L18 253L17 254H19L20 256H18L17 254H16V249ZM62 248V250H60ZM121 248H123L122 250L123 251H121ZM124 248H126L125 250H124ZM13 249H14V251H13ZM23 249V250H22ZM59 249V251H58V256L60 257V260H59V257L57 256V250ZM142 249V248H141ZM257 249H259V250H257ZM48 250V251H47ZM126 250H131V251H126ZM142 250H144V249H142ZM255 251H258V252H255L256 254L258 253H262V252H264V246L262 245V246H258L256 249H254ZM12 251H13V253H12ZM47 251V252H46ZM83 251H86V252H84L83 253ZM88 251V252H87ZM90 251H91V253H90ZM125 251V252H124ZM137 251V252H136ZM253 251V250H252ZM59 252L60 253H62V254H59ZM121 252H123V253H121ZM134 252H136V253H134ZM253 252V253H254ZM64 253V254H63ZM112 253H113V255H112ZM126 253V255H124V256H128L129 254H133V256L131 255V257H134V258H131V257H123V254H125ZM129 253V254H128ZM14 254V255H13ZM16 254V255H15ZM45 254H47V255H45ZM128 254V255H127ZM140 254V255H139ZM43 255V256H42ZM45 255V256H44ZM54 255H56V256H54ZM92 255V256H91ZM111 255H112V258H111ZM13 256V257H12ZM17 256V257H16ZM91 256V257H90ZM110 256V257H109ZM19 257H20V261H19ZM123 257V258H122ZM153 257H155V256H153ZM42 258V259H41ZM54 258H56V260L57 261H54ZM79 258V259H78ZM110 260H109V259ZM122 258V259H121ZM147 258V257H146ZM112 259H113V261H112ZM134 259V260H133ZM156 259V258H155ZM158 260H160L159 259V257L157 258ZM17 260L20 262V263H18L17 262ZM80 260V261H79ZM126 260V261H125ZM130 260H132V261H130ZM149 260V261H148ZM153 260H154V258H153ZM22 261V262H21ZM142 261H144V262H142ZM125 262V263H124ZM128 262V263H127ZM131 262V263H130ZM147 262H149V263H147ZM160 263H161V260H160ZM159 263V264H160ZM0 264H3V263H0ZM5 264H7V263H5ZM161 264H163V263H161Z\"/></svg>",
    "mask_w": 264,
    "mask_h": 264
}]
</instances>
